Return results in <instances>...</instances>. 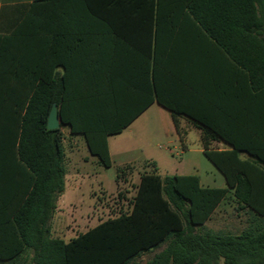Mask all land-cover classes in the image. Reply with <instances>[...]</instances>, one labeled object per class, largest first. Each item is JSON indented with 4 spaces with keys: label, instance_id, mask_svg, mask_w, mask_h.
Masks as SVG:
<instances>
[{
    "label": "trees",
    "instance_id": "16d2710c",
    "mask_svg": "<svg viewBox=\"0 0 264 264\" xmlns=\"http://www.w3.org/2000/svg\"><path fill=\"white\" fill-rule=\"evenodd\" d=\"M63 1L34 0L18 27L0 35V82L8 86L0 93L15 115L1 123L8 186L0 202V224L6 231L0 264H141L144 253L163 245L145 264H264V107L252 108L247 120L236 109L227 123H198L203 126V154L223 174L227 188L204 187L197 175L161 176L155 168L141 175L129 212L70 241L51 233L65 190L61 128L83 135L90 153L110 168L108 137L138 116L135 112L122 119L118 82L110 66L101 74L95 41L88 36L111 35L118 14L139 20L152 58V102L169 110L178 127L182 111L162 95L158 71L171 72L170 83L175 82L174 65L166 62L175 57V35L182 29H195L227 59L232 85L245 81L256 93L254 99L264 97V0ZM96 19L103 23L97 29L91 22ZM103 58L108 63L110 52L105 50ZM79 63L86 65L82 72ZM54 103L61 127L49 130ZM215 142L227 149L218 150ZM131 169L119 168L117 182ZM230 191L237 211H247V227L239 234L206 229Z\"/></svg>",
    "mask_w": 264,
    "mask_h": 264
},
{
    "label": "crops",
    "instance_id": "0c3cea01",
    "mask_svg": "<svg viewBox=\"0 0 264 264\" xmlns=\"http://www.w3.org/2000/svg\"><path fill=\"white\" fill-rule=\"evenodd\" d=\"M33 2L34 0H0L1 36L11 34L18 27ZM62 5H88V3L85 0H64ZM77 21L83 22L80 19ZM91 22L94 23L96 29L103 26L102 21L99 19ZM111 24L116 28V31L106 38L101 33L88 36L91 40L95 41L93 54L99 59L98 66L101 74L110 66L112 78L118 82V105L124 109L122 119H127L131 114L138 112V116L133 118L131 124L121 133L109 136L107 139L112 161L111 167H116L117 170L127 166L134 170L138 167H143L145 168L143 170L144 173H152L157 168L158 174L161 176H173L160 173L159 160L155 156H141L139 158L128 159L125 156L129 153V150L121 147V144L116 143L118 141L115 139L116 136L124 134V131L132 127L134 123L141 121L143 118H147L148 121L151 120L153 116L150 112L155 107L158 108L157 110L168 123L170 136L182 143V149H186L183 138L191 131L196 132L201 140L203 126L198 123H227L231 119L229 114L236 111V109H238L239 117L242 120L252 118V115L248 114L252 108L262 111L264 107V97L262 95L254 99V94L256 93L249 91L245 81H241L239 85H232L230 83V63L227 59L201 33L195 29L192 32H185L182 29L175 35V57L167 58L166 62L167 64L169 62V64L174 65L175 82L173 84L170 83L169 78L173 76L171 72L161 68L158 71V82L162 95L169 99H174L176 105L182 111V114H179L177 117V127L174 124L172 113L162 107L157 100L152 102V58L148 54V44H146L143 31L139 28V20L132 17L122 18L118 14V16L112 19ZM75 37L80 38L81 36ZM105 50L110 52L111 55L108 63L103 61ZM79 52L81 54V51ZM184 53L188 54V56L185 57ZM78 57H81L79 53ZM78 66V71L80 72L84 70L82 68H86V65H81V63ZM60 71L63 72L61 68ZM181 78L182 80L189 81L187 82L189 84H182L184 82H180ZM3 88H8V86L0 82V91ZM8 104L6 95L0 93V202L7 196L8 186V179L6 178L8 154L6 142L2 140L1 123L15 119L13 109H10ZM187 112L190 113V116L185 114ZM67 128L69 129L67 137L71 140V144L69 150L65 151L64 149L66 175H68L67 177L65 175V187L68 183L73 184L79 180L97 178L98 173L96 171L92 174L84 172L87 170L89 164H94L97 168L103 167L99 163L98 158L90 153L85 137L81 134H73L70 128ZM65 137L66 135L63 132V147L66 140ZM82 143H84L85 153L89 157L79 158L78 154H80V144ZM212 146L218 150L227 149V146L223 142H215ZM168 151L172 154L171 149ZM242 158H246V154H243ZM80 171L82 172L81 174H79ZM221 188H227V183L226 187ZM228 198L236 203L232 191L228 193L227 198L222 203L226 202ZM59 201L60 198L57 201L56 212L61 207L59 206ZM1 214L2 211H0V217ZM237 218L241 220L239 226L237 223H233V221H237ZM247 218L246 210L237 211L235 217L230 215L227 226L219 230L239 234L247 227ZM211 220L205 224L208 230H214L208 226ZM51 233L53 234L52 228ZM5 234V226L0 224V248H6V243L3 240L5 239ZM164 248L165 245L151 252L144 253L141 256L140 263L145 264L146 261Z\"/></svg>",
    "mask_w": 264,
    "mask_h": 264
},
{
    "label": "rangeland",
    "instance_id": "374dc122",
    "mask_svg": "<svg viewBox=\"0 0 264 264\" xmlns=\"http://www.w3.org/2000/svg\"><path fill=\"white\" fill-rule=\"evenodd\" d=\"M157 109L155 107L150 112L153 116L151 120L143 118L126 129L124 134L116 136V143L129 150L125 157L155 156L159 160L161 174L197 175L206 187H226L223 174L203 154L201 140L196 132L191 131L183 138L186 149H182V143L170 136L169 125ZM61 130L66 135L64 149L67 151L71 144L67 137L69 129L62 127ZM80 145L83 152L80 151L79 158L89 157L85 153L84 143ZM144 169L138 167L136 170H127L117 182L116 167L97 168L89 164L84 172L92 174L96 171L97 178L66 184L65 190L59 195L61 207L51 221L52 235L69 241L105 220L129 212ZM236 214V203L228 198L218 208L208 226L214 230L223 229L229 223L230 215L235 217ZM240 221L237 218L233 223L239 226Z\"/></svg>",
    "mask_w": 264,
    "mask_h": 264
},
{
    "label": "water",
    "instance_id": "95a60500",
    "mask_svg": "<svg viewBox=\"0 0 264 264\" xmlns=\"http://www.w3.org/2000/svg\"><path fill=\"white\" fill-rule=\"evenodd\" d=\"M61 127V120L59 116L58 106L53 104L47 119V129L55 130Z\"/></svg>",
    "mask_w": 264,
    "mask_h": 264
}]
</instances>
